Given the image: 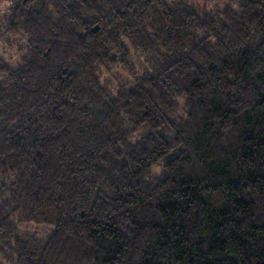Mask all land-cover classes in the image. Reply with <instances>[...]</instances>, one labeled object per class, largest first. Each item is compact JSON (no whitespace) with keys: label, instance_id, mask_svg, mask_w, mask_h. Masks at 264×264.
Returning a JSON list of instances; mask_svg holds the SVG:
<instances>
[{"label":"trees","instance_id":"1","mask_svg":"<svg viewBox=\"0 0 264 264\" xmlns=\"http://www.w3.org/2000/svg\"><path fill=\"white\" fill-rule=\"evenodd\" d=\"M231 2L12 0L0 264H264V0Z\"/></svg>","mask_w":264,"mask_h":264},{"label":"rangeland","instance_id":"2","mask_svg":"<svg viewBox=\"0 0 264 264\" xmlns=\"http://www.w3.org/2000/svg\"><path fill=\"white\" fill-rule=\"evenodd\" d=\"M179 1L185 3L188 7L198 8L201 10H207L210 12L218 9H224L226 6H231L238 10V6L231 4V0H170ZM12 0H0V22L4 16L9 14V7ZM26 46L25 40L21 36H8L0 40V57L4 59L8 64L18 66L21 63V59L26 55V50H23ZM23 48V49H22ZM130 66L133 68L134 76H141L149 69V65L145 57L139 54H133L130 61ZM3 76L0 75V81ZM102 79L110 85L111 90L116 91L122 86L132 85L134 83L133 77L123 67L114 68L111 71L102 72ZM158 169H155L154 173H158ZM50 227L37 225L34 223L23 224L20 226L22 235H26L33 238L45 239L49 232ZM11 264V263H8Z\"/></svg>","mask_w":264,"mask_h":264},{"label":"water","instance_id":"3","mask_svg":"<svg viewBox=\"0 0 264 264\" xmlns=\"http://www.w3.org/2000/svg\"><path fill=\"white\" fill-rule=\"evenodd\" d=\"M98 29H99V28H98V27H96V28L94 29V31H95V32H97V31H98Z\"/></svg>","mask_w":264,"mask_h":264}]
</instances>
